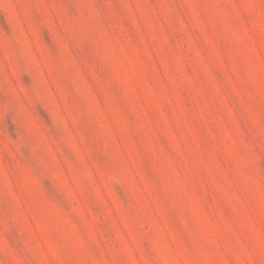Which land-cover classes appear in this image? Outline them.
I'll list each match as a JSON object with an SVG mask.
<instances>
[{"label": "rangeland", "instance_id": "obj_1", "mask_svg": "<svg viewBox=\"0 0 264 264\" xmlns=\"http://www.w3.org/2000/svg\"><path fill=\"white\" fill-rule=\"evenodd\" d=\"M0 264H264V0H0Z\"/></svg>", "mask_w": 264, "mask_h": 264}]
</instances>
